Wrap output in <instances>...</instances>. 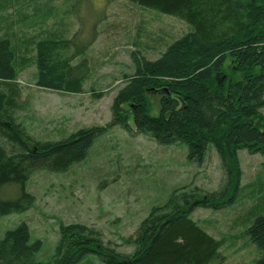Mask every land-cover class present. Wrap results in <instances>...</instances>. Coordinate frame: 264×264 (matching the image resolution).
Returning a JSON list of instances; mask_svg holds the SVG:
<instances>
[{
	"label": "trees",
	"instance_id": "16d2710c",
	"mask_svg": "<svg viewBox=\"0 0 264 264\" xmlns=\"http://www.w3.org/2000/svg\"><path fill=\"white\" fill-rule=\"evenodd\" d=\"M127 1L178 18L192 31L167 46L157 60L131 53L134 72L123 76L108 127L127 126L120 110L128 105L137 134L159 145L183 143L189 161L202 163L212 146L227 182L234 187L240 176L238 151L264 158V0ZM11 2L0 0V11H7ZM4 21L2 35L11 32L13 23L10 18ZM15 39L0 38V188L11 184L22 190L14 201L0 200V217L32 207L34 197L23 191L32 173L66 172L87 157L95 137L108 128L82 129L60 142H36L29 137L15 121L21 104L14 64L16 59L19 67L26 64L25 57H18ZM25 43L33 51L37 88L62 94L83 92L89 66L85 59L73 64L79 54L71 53V40L43 38L38 33ZM151 93L160 95L155 117L148 113L147 94ZM224 189L173 191L166 204L153 207L139 224L131 254L104 246L94 229L60 224L51 260L36 262L41 242L30 244L29 229L20 223L0 240V264H79L89 254L102 264H216L223 240L210 236L190 215L196 208H225ZM245 236L260 254L255 264H264V215L254 220Z\"/></svg>",
	"mask_w": 264,
	"mask_h": 264
},
{
	"label": "rangeland",
	"instance_id": "374dc122",
	"mask_svg": "<svg viewBox=\"0 0 264 264\" xmlns=\"http://www.w3.org/2000/svg\"><path fill=\"white\" fill-rule=\"evenodd\" d=\"M11 1L7 11H0V23L6 18L13 22L11 32L0 33V38L12 42L16 38L18 57L26 58L25 65L19 67L18 59L14 64L21 104L15 121L36 142H60L82 129L108 127L113 121V100L124 86L123 76L134 72L131 53L138 51L147 60H157L167 46L192 31L178 18L127 0ZM38 33L43 38L71 40V53L80 55L73 64L87 61L89 74L81 94L34 85L33 51L25 42ZM147 98L148 113L158 116L160 95L151 93ZM120 114L127 126L117 124L96 136L82 162L63 173L30 175L23 191L34 197L33 205L22 213L0 217V240L6 231L25 223L29 243L41 242L34 260L46 263L55 253L59 225L80 224L96 230L104 246L131 254L139 224L153 207L166 204L173 191L188 194L197 188L212 193L226 188L225 208H196L190 218L210 236L223 240L216 264H255L260 254L245 232L264 215V158L238 151L240 176L232 187L212 146L202 163L189 161L183 143L159 145L137 134L128 105L121 107ZM21 190L5 185L0 188V200L14 201ZM79 264L102 263L89 254Z\"/></svg>",
	"mask_w": 264,
	"mask_h": 264
}]
</instances>
